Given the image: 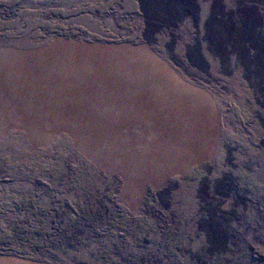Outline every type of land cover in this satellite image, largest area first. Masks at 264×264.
Wrapping results in <instances>:
<instances>
[{
  "label": "rangeland",
  "instance_id": "374dc122",
  "mask_svg": "<svg viewBox=\"0 0 264 264\" xmlns=\"http://www.w3.org/2000/svg\"><path fill=\"white\" fill-rule=\"evenodd\" d=\"M143 262L264 264V0H0V264Z\"/></svg>",
  "mask_w": 264,
  "mask_h": 264
},
{
  "label": "trees",
  "instance_id": "16d2710c",
  "mask_svg": "<svg viewBox=\"0 0 264 264\" xmlns=\"http://www.w3.org/2000/svg\"><path fill=\"white\" fill-rule=\"evenodd\" d=\"M45 217V216H44ZM44 217L42 218V220L44 219ZM47 218H49V222L51 223V221L53 220V219H57L58 217H53L52 215H50V214H48V216H47ZM47 218H46V220H47ZM42 220L41 221H39L38 223L39 224H41V222H42ZM162 219H160V221H161ZM75 223H78V221L77 220H75L74 221ZM49 223V224H50ZM162 223H163V225L164 226H166V225H168V221H166L165 220V218H164V220H162ZM70 225H72V220H71V218H65V219H63L62 221H59V224H58V226H57V228H55L54 229V227H53V230L51 231L52 233H49L48 231H41V233H39V232H37V231H35L34 233L36 234V236H38V238L40 237V239H43L44 240V242H46L47 244L50 242V241H53L54 239L56 240V239H58V241H59V243H64L63 242V236H65V234L67 233V228H68V226H70ZM78 225V224H77ZM161 230L163 229L162 228V225H161ZM198 229V228H197ZM41 230V229H40ZM26 232H28V231H26ZM32 234V232H28V233H26V235H31ZM199 234V233H198ZM201 234H203V232H201ZM167 235H169V234H167ZM168 237V236H167ZM174 237V236H173ZM169 240V238H167V241ZM191 242H192V240H191ZM173 243V242H172ZM172 243L170 244V245H167L169 248H167V249H165V251L166 252H168V253H166V252H164V250H162L161 248H157V250L155 249V252H156V258H159V257H161V259H162V257H164L163 256V254H165L166 256H170V257H172V256H174V255H176V253H170L172 250L173 251H176V252H178V253H180V255H182V254H185L184 252H187L188 253V255L190 254V253H192V250H191V248H187V247H176L175 245L173 246L172 245ZM158 247H160V246H158ZM209 248V247H208ZM203 250V247L200 245V251H202ZM179 256V255H178ZM177 256V257H178ZM182 256H184V255H182ZM191 256H192V254H191ZM175 261L177 260L176 258L174 259ZM156 263H160V261H159V259H157L156 260ZM226 263V262H225ZM143 264H145V262H143ZM212 264H215L214 262H212Z\"/></svg>",
  "mask_w": 264,
  "mask_h": 264
}]
</instances>
